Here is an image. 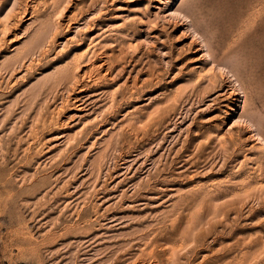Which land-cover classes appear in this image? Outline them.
<instances>
[{
	"label": "rangeland",
	"instance_id": "obj_1",
	"mask_svg": "<svg viewBox=\"0 0 264 264\" xmlns=\"http://www.w3.org/2000/svg\"><path fill=\"white\" fill-rule=\"evenodd\" d=\"M253 109L264 0H0V264H264Z\"/></svg>",
	"mask_w": 264,
	"mask_h": 264
},
{
	"label": "bare ground",
	"instance_id": "obj_2",
	"mask_svg": "<svg viewBox=\"0 0 264 264\" xmlns=\"http://www.w3.org/2000/svg\"><path fill=\"white\" fill-rule=\"evenodd\" d=\"M65 1V0H64ZM230 1V0H229ZM62 2V1H61ZM64 3V2H63ZM59 4H61V3H59ZM59 6V5H58ZM192 6V5H191ZM257 6V5H256ZM60 9V8H59ZM253 9V8H252ZM179 10V9H178ZM196 11V10H195ZM59 13V12H58ZM175 13V12H174ZM180 13H181V10H180ZM194 13V12H193ZM191 14V13H190ZM189 15V14H188ZM187 14H183V17L185 18V20L189 23V29H190V31L192 30L193 31V33H192V31H191V33L194 35V36H196V37H198L200 40H201V46L204 48L203 50H204V52H205V55H206V58H207V60L209 59L210 61L211 60H213V59H216V58H213V56H212V52L210 51V48H209V46H208V44H207V39H206V41H205V36L203 37L200 33H199V31H198V29L195 27V25H194V21L192 22V20H191V18L188 16ZM255 17V16H254ZM184 20V19H183ZM184 20V21H185ZM249 20V19H248ZM237 23V22H236ZM187 24V23H186ZM251 24V23H250ZM236 25V24H235ZM234 24H233V26H235ZM239 25H241V24H239ZM231 26H232V24H231ZM231 28H233V27H231ZM239 29V28H238ZM247 29V28H246ZM249 29V28H248ZM252 30V29H251ZM230 31V30H229ZM43 34V33H42ZM44 35V34H43ZM258 35V34H257ZM239 36V35H238ZM260 36H261V34H260ZM243 37V36H242ZM259 41V40H258ZM39 46V45H38ZM214 61V60H213ZM212 61V62H213ZM224 61V60H223ZM216 63H218V62H216ZM221 63V62H220ZM232 63V62H231ZM231 63H229V64H231ZM215 64V63H214ZM223 64V63H222ZM222 64H219L218 63V66H220V67H222ZM219 67V68H220ZM235 67V66H234ZM222 68H224L226 71H227V73L231 76V78H233V81H234V83H235V85L237 86V88H238V91H240L239 92V94H241L240 96H241V99H239V100H237V102H238V104H237V108L236 109H234V111H237V109H244L245 108V103H244V98H245V94H244V91H243V88L241 87V84L239 83V80H238V78H237V75H236V73L234 72V70H233V68L230 66V65H227L226 64V66H224V67H222ZM226 71H224V72H226ZM208 82H209V80H208ZM211 82V81H210ZM237 94V93H236ZM239 97V96H238ZM248 106V105H247ZM246 109V108H245ZM259 110V109H258ZM257 109L255 110V109H253V111H248V113H246V114H242V115H240V116H238V118H237V120L236 121H240V122H242L244 125H246V127L249 129V131L252 133V138H254L253 140H256L258 143H260L262 146H264V130H263V122L264 121H262V117H264V115L261 117V114H260V112L258 111ZM238 113V112H237ZM263 120H264V118H263ZM239 122V123H240ZM234 123H236V122H234ZM263 155H264V151H263ZM205 199V198H204ZM207 199V198H206ZM202 201V199L200 200V202ZM216 201V200H215ZM207 203V202H206ZM199 204V203H198ZM197 204V205H198ZM200 205V204H199ZM198 205V206H199ZM204 205V204H203ZM214 210H215V208H214ZM217 211V210H216ZM209 213V212H208ZM219 213V212H218ZM208 215V214H207ZM213 215V214H212ZM214 216H216V215H214ZM218 217V216H217ZM211 218H216V217H211ZM200 219V218H199ZM204 219H206V218H204ZM208 219H210V218H208ZM207 219V220H208ZM200 221V220H199ZM209 221V220H208ZM201 222H202V220H201ZM203 222H204V220H203ZM203 222L201 223V225H203ZM212 222V221H211ZM208 223V222H207ZM193 224V223H192ZM205 225H206V222L204 223ZM198 225H200V224H198ZM181 233H182V231H181ZM184 233V232H183ZM192 237H194V236H192ZM191 237V238H192ZM162 238V237H161ZM187 238V237H186ZM191 241H193V240H191ZM183 243V242H182ZM185 245V244H184ZM188 245V244H187ZM185 247V246H184ZM175 249H177V248H175ZM184 249V248H183ZM178 254V253H177ZM174 257V256H173ZM176 260V259H175ZM173 261V260H172ZM174 264V263H173Z\"/></svg>",
	"mask_w": 264,
	"mask_h": 264
}]
</instances>
